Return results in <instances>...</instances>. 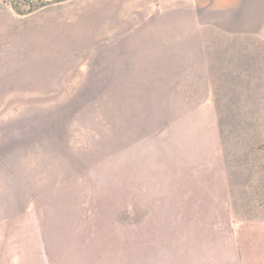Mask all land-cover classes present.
<instances>
[{"label": "rangeland", "instance_id": "1", "mask_svg": "<svg viewBox=\"0 0 264 264\" xmlns=\"http://www.w3.org/2000/svg\"><path fill=\"white\" fill-rule=\"evenodd\" d=\"M148 1L0 0V264H264V39Z\"/></svg>", "mask_w": 264, "mask_h": 264}, {"label": "crops", "instance_id": "2", "mask_svg": "<svg viewBox=\"0 0 264 264\" xmlns=\"http://www.w3.org/2000/svg\"><path fill=\"white\" fill-rule=\"evenodd\" d=\"M151 1L148 2L152 3ZM157 2L155 7L141 4L140 14H171L175 21L181 23L179 33L198 38L214 34L227 38L264 39V0H157ZM125 7L131 8V4H126ZM127 12L126 14H130L131 11Z\"/></svg>", "mask_w": 264, "mask_h": 264}, {"label": "trees", "instance_id": "3", "mask_svg": "<svg viewBox=\"0 0 264 264\" xmlns=\"http://www.w3.org/2000/svg\"><path fill=\"white\" fill-rule=\"evenodd\" d=\"M11 6L16 12L21 13V11L19 10V6H18L17 2H12ZM32 9H33V6L28 5L27 11H32Z\"/></svg>", "mask_w": 264, "mask_h": 264}]
</instances>
